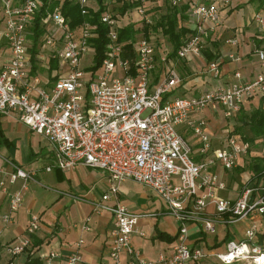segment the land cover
<instances>
[{"label": "built area", "instance_id": "1", "mask_svg": "<svg viewBox=\"0 0 264 264\" xmlns=\"http://www.w3.org/2000/svg\"><path fill=\"white\" fill-rule=\"evenodd\" d=\"M74 1L87 13L89 0ZM113 1H106L108 7ZM183 1L169 0L173 7ZM230 4L231 0L190 1L187 15L195 32L184 39L177 50V59L203 56L207 33L219 27L220 13ZM42 5L41 0H0L5 24L2 35L11 50V57L0 68V113L14 115L49 141L54 162L46 167L47 171L56 168L68 172L79 165L106 171L110 175V188L103 201L117 194L124 179H134L160 197L167 204L169 214L179 222L177 243L171 255L161 254L153 261L143 258L132 242L140 215L122 203L111 206L98 203L97 210L110 211L114 219L111 264H209V258L220 264H261L264 246L255 239L260 231L257 219L264 215V182L256 184L249 180L238 198L229 199L219 194L227 185L215 170L220 165L232 171L251 153L252 144L228 133L215 146L207 119L193 115L206 108L221 107L225 118H234L252 99L264 98V70L253 80L243 81L237 72V81L217 85L195 96L166 100L182 81L170 58L172 52L166 39L153 32L146 37L142 32L136 40L134 59L126 57L119 38L121 23L110 13V8L101 18L109 27V41L98 69H91L95 48L90 40L96 37V26L84 23L73 29L60 8L42 19L45 32L34 61L29 32ZM134 13L138 21L152 22L144 5ZM254 20L264 32V15L257 13ZM255 53L264 65V48L255 49ZM89 55L93 63L82 66ZM38 59L47 67L51 66V59L58 60L59 67L53 73L55 80L50 87L40 85L38 73L34 76ZM158 68L160 79L153 83ZM207 70L218 78L219 61H209ZM183 126L192 129L201 144L200 161H195L191 144L179 131ZM11 165L12 171L0 168V173L8 175L12 184L19 180L22 184L18 190L10 191L0 181L9 196V208L1 218L4 224L12 222L13 213L24 202L28 182L34 180L33 173L14 163ZM210 205L215 208L212 217L206 216ZM246 219H250V224L244 238L229 240L224 251L211 250L203 244L192 246L189 242V223H195L201 232L215 234L218 224L230 226ZM39 226L40 217L32 215L26 234L17 242L4 245L5 253L13 257L23 254ZM122 253H127L130 259L124 261ZM56 256L54 251H45L42 260L53 264ZM81 263V254L73 253L65 264Z\"/></svg>", "mask_w": 264, "mask_h": 264}, {"label": "crops", "instance_id": "2", "mask_svg": "<svg viewBox=\"0 0 264 264\" xmlns=\"http://www.w3.org/2000/svg\"><path fill=\"white\" fill-rule=\"evenodd\" d=\"M157 3H160V0ZM259 6L258 0H231L230 6L220 13L219 27L207 33L206 46L201 58L180 60L170 55L182 81L170 93L168 100L180 96H195L217 85L237 81L238 78L235 76L237 72L241 73L243 81L253 80L264 70V65L255 53V49L264 48V32L254 20L257 13L264 15V7ZM130 16L124 18V24L138 22V16L134 12ZM181 21L184 26L192 27L188 21L187 9L185 19ZM4 30L5 24L1 13L0 68L11 57L8 41L2 35ZM161 39L168 41L165 37ZM169 45L171 47L168 48L172 52L173 45L171 42ZM207 53L220 63L221 74L218 78L207 70L209 62ZM44 68H47L52 76L56 71V69L50 71V65ZM38 69L37 67L34 69V76L37 72L39 74ZM40 77L41 86L50 87L55 80L54 76L51 80L41 75ZM153 77V83H157L160 79V68ZM31 80L33 81V78ZM251 107L264 108V98L252 99L242 111ZM240 113L234 118L227 119L221 107L206 108L193 117L207 119L208 131L215 137L214 143L218 146L219 138L243 124L238 119ZM179 131L191 144L195 161H200L201 144L193 130L183 126ZM251 149L252 156L254 150ZM248 156L236 167L238 171L240 170L238 168L246 165L245 159ZM53 162L52 148L45 137L19 122L14 115L0 113V168L10 172L13 170L11 163H14L34 174V180L27 184L21 208L13 213L12 222L8 224L2 223L1 218L9 208V196L0 186V264H26L32 258H40L42 264H45L42 260L45 251H54L57 254L53 264H65L67 257L73 253L81 254V264H111L110 246L114 219L110 211L106 209L98 211V203L108 206L122 203L133 213L140 215L132 242L143 258L157 261L161 254L171 255L177 243L179 222L169 214L167 204L149 187L127 178L119 184L116 195L108 201H103V195L110 188L109 173L84 165H79L68 172L56 168L47 171L46 167ZM215 170L227 185L219 194L229 199L238 198L244 184L254 176L251 171L249 175L244 173L245 171L235 173L233 170H224L220 165ZM0 181H4L10 191L18 190L22 184V180L12 184L9 176L3 173H0ZM175 182H178V179H175ZM214 213L215 208L210 205L206 216L212 217ZM32 215L40 217V226L31 236L30 246L21 255L15 257L7 255L3 246L17 242L20 236L26 234ZM257 220L260 222V231L255 242L264 246V215ZM249 224L250 219L230 226L218 224L217 232L210 235L201 232L195 223H189V242L192 246L203 244L211 250L224 251L229 240L244 238V231ZM122 259L128 261L130 257L127 253H122ZM208 262L218 264L214 258H209Z\"/></svg>", "mask_w": 264, "mask_h": 264}, {"label": "trees", "instance_id": "3", "mask_svg": "<svg viewBox=\"0 0 264 264\" xmlns=\"http://www.w3.org/2000/svg\"><path fill=\"white\" fill-rule=\"evenodd\" d=\"M43 5L40 12L36 16V21L32 29V33L29 34V38L33 40L34 45L31 49L32 59L35 61V55L38 52L40 39L43 36L45 29L42 19L49 13L54 12L57 8H60L66 17L71 28H78L84 23H90L96 26V37L92 38L91 44L95 48L94 65L92 70L98 69L104 58L106 52V45L108 43L109 27L102 22V16L110 8V13L118 18L120 21L119 38L124 44L125 56L134 59L136 40L140 33H144L146 37L151 32L160 34L168 39L173 45V51L171 57H175L178 48L181 46L184 39L192 36L195 32L191 27L184 26L181 20L185 19V12L190 5L191 0H185L186 4H180L179 6H171L169 0H115L111 6L108 7L107 0H96L95 5H88L87 13H83L81 5L74 0H41ZM259 7H264V0H258ZM144 2V3H143ZM182 3V2H181ZM144 5L146 13L151 18V23L148 24L144 20L134 22L131 21L124 24V18H130L131 14L137 9V7ZM209 61L213 60L212 56L207 53ZM58 68V60L51 59V68ZM36 70V67L34 66ZM34 72V70H33ZM174 91V90H173ZM170 95V94H169ZM169 95L165 97L168 100ZM242 112V111H241ZM237 116V115H236ZM246 126L245 134H241L239 138L248 140L251 144L255 139L264 138V108L260 107L254 110L249 116L247 123H243L240 127H236L230 134L238 135L242 131V128ZM259 160L254 164V174L250 181L256 184L264 182V159L255 158ZM28 249V248H27ZM26 264H42L40 258H32L26 262ZM235 264V263H234Z\"/></svg>", "mask_w": 264, "mask_h": 264}, {"label": "rangeland", "instance_id": "4", "mask_svg": "<svg viewBox=\"0 0 264 264\" xmlns=\"http://www.w3.org/2000/svg\"><path fill=\"white\" fill-rule=\"evenodd\" d=\"M18 1H20V0H18ZM22 1V0H21ZM90 1V5H95V7H96V0H89ZM0 20H1V13H0ZM32 29L33 28H31L30 29V34L32 33ZM162 36V35H161ZM43 37V36H42ZM42 37H41V39H42ZM163 37V36H162ZM41 39H40V42H41ZM28 43H29V47H30V49H32V47H33V45H34V42H33V40L32 39H30L29 38V41H28ZM166 44H169V42L167 41V42H165ZM41 45H42V43H41ZM168 47H171L170 45L168 46ZM40 49H38V51H39ZM31 51V50H30ZM40 52V51H39ZM44 54H47L48 53V51H46V52H43ZM36 62L38 63V64H36V67L37 68H39L38 70H39V74L41 75V76H44L45 78H48V79H50L51 80V78L53 77L52 76V73H50L49 72V70L46 68H44V66L42 65L43 63H44V61L43 60H40V59H38V60H36ZM93 63V57H92V55L90 56H88L87 57V59H84L83 60V63H82V66H85V64L87 65V66H90L91 64ZM59 64V63H58ZM86 66V67H87ZM85 67V68H86ZM38 73V72H37ZM36 74V73H35ZM37 75V74H36ZM54 78V77H53ZM260 108V107H259ZM254 110H256V109H254V107H251L250 109H246L245 111H242L241 113H240V115L238 116V119H239V122H242V123H247V120H248V118H249V116L251 115V113L254 111ZM239 127V126H238ZM246 126L244 127V128H242V131L240 132V133H238V137L239 136H241V134H245V132H246ZM230 133V132H229ZM228 134V133H227ZM246 134H247V132H246ZM252 148H253V153H252V156H251V153H250V156H248L246 159H245V161H247L246 162V165L244 166V167H240V168H238V169H240L239 171L237 170V168H235L233 171L236 173V172H244V173H247V175H249V172L251 171V172H253L254 174H256V172L254 171V169H253V167H254V164L255 163H257L258 161L257 160H255V158H259V159H264V138H258V139H255L254 140V142L252 143ZM237 170V171H236ZM248 182V181H247ZM211 235V234H210ZM223 246H224V243L222 244ZM218 264L220 263V262H217Z\"/></svg>", "mask_w": 264, "mask_h": 264}, {"label": "bare ground", "instance_id": "5", "mask_svg": "<svg viewBox=\"0 0 264 264\" xmlns=\"http://www.w3.org/2000/svg\"><path fill=\"white\" fill-rule=\"evenodd\" d=\"M263 258H264V257H263ZM262 262H264V260H263ZM262 262H261V264H264V263H262Z\"/></svg>", "mask_w": 264, "mask_h": 264}]
</instances>
